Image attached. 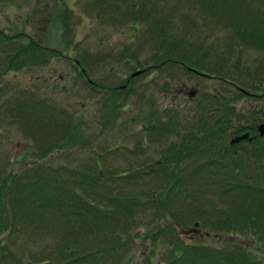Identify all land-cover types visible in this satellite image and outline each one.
<instances>
[{
  "label": "trees",
  "instance_id": "trees-1",
  "mask_svg": "<svg viewBox=\"0 0 264 264\" xmlns=\"http://www.w3.org/2000/svg\"><path fill=\"white\" fill-rule=\"evenodd\" d=\"M88 7L103 23L139 27L113 62L134 61L139 78L180 71L183 89L197 91L195 107L179 119L148 104L153 113L130 134L134 145L120 144L122 136L102 147L82 116L5 83L0 128L29 140L35 160L20 172L0 160V264H134L136 229L151 226L142 240L155 251L162 240L165 253L161 263L140 264H264V0H89ZM33 43L0 31V83L47 59H69ZM89 57L74 70L95 99L101 135L122 126L128 102L145 104V95L136 78L112 74L114 85L90 78L103 61ZM175 81L171 75L161 91ZM201 81H218L222 92H202ZM243 99L262 105L242 111ZM245 133L250 140L230 145ZM74 152L76 165L46 162ZM196 223L205 239L222 242H185L176 225Z\"/></svg>",
  "mask_w": 264,
  "mask_h": 264
},
{
  "label": "rangeland",
  "instance_id": "rangeland-1",
  "mask_svg": "<svg viewBox=\"0 0 264 264\" xmlns=\"http://www.w3.org/2000/svg\"><path fill=\"white\" fill-rule=\"evenodd\" d=\"M89 0H0V31L11 35L25 33L34 45L43 46L44 49L56 50L58 54L69 59L50 58L46 64L33 67L21 72H10L6 74L0 83V89L7 83L11 89L16 92L23 89L38 93L39 96L52 99L61 109L74 113L75 117H83V120L89 124L91 132L97 143L102 147L106 144L114 146L117 138L124 137L120 144L134 145L130 134L133 131L141 129L145 120V115H152L153 112L164 110H173L178 112L179 119L190 114L191 109L195 107V101L191 99L189 93L192 91L190 85L183 89L181 86L182 77L180 71L161 74L155 72L150 76L136 78V89L144 96L145 104L130 100L129 107L124 110L125 113L120 117L119 123L122 126L113 127L110 131L99 134L98 122L96 117V102L88 90L80 84L77 71L74 70L77 59L82 55L88 54L89 59L102 60L96 67V72L89 75L90 78L100 79L102 82L106 79L110 84H115V80L110 77L117 74L125 80L136 73L132 67L134 61L124 58V61L113 62L111 56H115L125 46L136 40L135 28L138 26L129 25L120 29L109 24L101 22L97 13L88 7ZM87 8V9H85ZM41 47V48H43ZM132 47V46H131ZM95 56V58H93ZM141 60V59H140ZM77 65V64H76ZM116 72V73H114ZM176 77L177 82L173 84V90L169 93H163L161 89L164 84H168L171 75ZM181 76V77H180ZM168 77V78H167ZM133 78V77H131ZM194 83L197 79L192 80ZM203 82V81H201ZM10 89V90H11ZM9 90V89H8ZM9 90V92H10ZM222 92V86L218 81L203 82L202 92ZM172 92V93H171ZM197 92V91H196ZM12 93H9V95ZM197 96V95H196ZM196 98V97H195ZM148 104H153V112L147 108ZM262 103H255L251 100L240 101L238 107L245 111L247 108L261 107ZM186 114V115H185ZM187 115V116H188ZM136 118V121H135ZM141 120V121H140ZM140 121V123H139ZM144 125V124H143ZM98 148V147H96ZM73 155H53L46 160L51 165H76V152ZM79 154L86 155L85 151ZM0 160H8L10 170L20 172L25 165H30L35 160V151L32 144L23 135L12 129L2 130L0 128ZM78 163L82 157L77 159ZM178 233L182 239L188 243H203L205 245L217 246L223 238L211 236L205 239L201 229L190 225L185 230L180 225H176ZM147 229L151 227H141L136 229L134 237V251H132V261L134 264L161 263L165 248L162 240L156 244V251L151 248L150 241H143ZM214 237V238H213ZM147 258H150L147 260Z\"/></svg>",
  "mask_w": 264,
  "mask_h": 264
},
{
  "label": "water",
  "instance_id": "water-1",
  "mask_svg": "<svg viewBox=\"0 0 264 264\" xmlns=\"http://www.w3.org/2000/svg\"><path fill=\"white\" fill-rule=\"evenodd\" d=\"M138 75H140V72H137V73H135V74H133L131 77H136V76H138ZM194 94H190V97H192ZM258 132H259V135L261 136V137H264V124H262V125H260L259 127H258ZM246 139H249V135L247 134V133H245V134H242V135H240V136H237V137H235L231 142H230V145H236V144H239L240 142H242V141H244V140H246ZM250 140V139H249ZM198 227V224L196 223V224H194V228H197Z\"/></svg>",
  "mask_w": 264,
  "mask_h": 264
},
{
  "label": "flooded vegetation",
  "instance_id": "flooded-vegetation-1",
  "mask_svg": "<svg viewBox=\"0 0 264 264\" xmlns=\"http://www.w3.org/2000/svg\"><path fill=\"white\" fill-rule=\"evenodd\" d=\"M190 94H194L192 97H191V99L193 98H195L196 97V95H197V92H196V90H192L190 93H189V95Z\"/></svg>",
  "mask_w": 264,
  "mask_h": 264
}]
</instances>
